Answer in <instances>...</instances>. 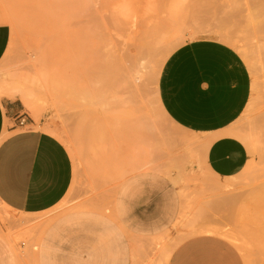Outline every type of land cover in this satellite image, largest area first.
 Here are the masks:
<instances>
[{
	"label": "rangeland",
	"instance_id": "rangeland-1",
	"mask_svg": "<svg viewBox=\"0 0 264 264\" xmlns=\"http://www.w3.org/2000/svg\"><path fill=\"white\" fill-rule=\"evenodd\" d=\"M188 2L193 6L189 8L183 41L180 39L176 47L173 45L177 33L160 32L167 25L164 19L155 22L152 18V25L141 23L152 27L151 39L160 32L162 46L168 48L164 56L161 48L147 50L143 71L145 78L149 77L145 79V90L140 91L139 97L136 93V101H141L137 106L140 109L143 104L146 106L139 112L147 110L153 127L137 123L142 113L120 111L130 105L118 101L126 96L120 91L119 80L125 66L136 60V55L127 45V37L114 35L107 24L109 16L114 15L112 9L127 20H140L149 10L155 14L169 10L174 0H0V22L11 32L0 61V98H19L23 102L17 89L36 94L31 110L38 116L44 115L41 127L49 128L72 158L75 176L71 191L109 193L127 176L151 170L156 146L178 138L157 104L158 79L168 56L189 41L225 42L243 59L251 78L249 100L231 125L235 138L247 150L250 164L246 163L232 178V187L216 189V183L223 179L207 177L205 184L196 183L201 186L200 194L185 195L189 197L184 201L185 212L193 226L200 221V226L217 229L214 235L234 245L233 239L222 233L234 236L241 243L258 240L260 248L256 242L255 246H252L254 242L246 243L244 251L243 244H238L249 264H264V249H261L264 248V0ZM162 58L161 67H156ZM38 128L36 125L32 129ZM252 131L257 134L254 150L248 149L241 139ZM248 171L251 172L244 174L243 179L239 178L241 172ZM235 182L239 183L235 185ZM70 195L68 192L55 208L37 215L11 213L0 204V233L9 241L19 264H35V249L49 223L72 208H85L91 201L83 199V195L74 199ZM223 196L229 202L220 206ZM23 216L31 219V223L20 224ZM258 237L262 238L261 242Z\"/></svg>",
	"mask_w": 264,
	"mask_h": 264
},
{
	"label": "crops",
	"instance_id": "crops-1",
	"mask_svg": "<svg viewBox=\"0 0 264 264\" xmlns=\"http://www.w3.org/2000/svg\"><path fill=\"white\" fill-rule=\"evenodd\" d=\"M10 37V28L0 22V61ZM250 91L247 66L229 45L199 39L174 50L163 63L157 96L178 138L156 146L151 170L131 174L112 192L99 194L71 191L75 172L66 147L55 136L32 129L43 125L44 115L35 121L21 99L0 98V137L5 133L0 204L25 216L52 210L68 192L71 199L83 195L92 201L46 226L35 264H248L238 245L214 235L217 229L200 226V221L193 226L184 201L185 195H198L196 183L205 184L206 177L223 179L215 186L225 189L219 184L245 167V146L227 132ZM19 117L26 120L23 126L17 125ZM228 202L223 196L220 206ZM0 264H19L1 233Z\"/></svg>",
	"mask_w": 264,
	"mask_h": 264
},
{
	"label": "bare ground",
	"instance_id": "bare-ground-1",
	"mask_svg": "<svg viewBox=\"0 0 264 264\" xmlns=\"http://www.w3.org/2000/svg\"><path fill=\"white\" fill-rule=\"evenodd\" d=\"M188 1L189 0H174V3L171 4V7H170L169 10L164 9L161 12L156 13V14L149 10L146 13L142 14V17L140 18V20H137V19H128L127 20V19H125V18H123L121 16H118L120 14V12H118L116 9H112L111 10L112 13H114V15H112V17L109 16V20H108L107 26H109V28L112 29L111 32H113L114 35H120L123 38L127 37L126 38L127 45L132 47V50L135 51L134 53L136 55V60H134L133 62L128 63V65L125 66V69H124V71H123V73L121 75V78L119 80V86H121V88H122V89L120 88L121 89L120 91L123 90L124 94H126V96H124V98H119L118 101H119V103H122V104H124L126 106L130 105V107H128V109L125 107L126 108V109H124V110H126L125 112H124L123 108H121V109L119 108V109H120L121 113H126L128 110H130V112L132 111L131 113H135V112L137 114L138 113H140V114L142 113L141 115L138 114L139 115V120H138L137 123H139L140 125L146 124V127L147 126H149V128L153 127V120L151 119L150 115H147V110H145L146 112L143 111L144 113L143 112H139V110L141 111V110L145 109L146 106H144V104H143V106H140L141 107V109H140L139 106H137V104L138 103L140 104L141 101L139 99H137V101H140V102L136 101V93H137V96H138V95H140L141 92H143L145 90V83H146L145 79H147L149 77V76H147L145 78V71H143L146 68V64H147V59L144 58V57L146 55H148V54H146L147 50H150L152 48H153V50H158V49L161 48V50H160L161 54L163 56L166 55V52H167L168 48L162 46V36L163 35L160 34V36H159L158 33H160V32L164 31V33H162V34H165V33L169 32V31L174 33V34L177 33L178 38L176 39V43L173 46L176 47L177 45H179V43L181 42L180 39L182 40V36H183L182 34H183V30L185 28V24L187 22L189 8H191L193 6V3L190 5ZM152 18H153V21H155V22H159V21H162L164 19L166 21V23H167V25L165 27H163L162 29H160V32H158L156 34V38L155 39L154 38L151 39V36L152 35L154 36V33H152V35H151V28L152 27L148 26V25H141L142 22H147V24L149 23L150 25H152L153 24V22L151 23V19ZM165 30H167V31L165 32ZM108 35H110V32H108ZM109 39H111V37ZM222 40H224L223 37H222ZM222 43H225V42L222 41ZM137 60H138V62H136ZM157 62L158 63L155 66L156 67H161V62H163V58H162V60H158ZM98 76H100V75H98ZM97 78H99V77H96V79ZM97 80H99V79H97ZM143 86H144V88H143ZM17 92H19L21 97L23 98V102H24L25 107L28 108L29 111L31 109H33V106H32L33 105V101L35 100L37 95L33 94V93L24 92V91L22 92L19 89H17ZM34 104H36V103H34ZM157 104H158L159 111L165 116V114L163 113V110L161 109V107L159 105L158 96H157ZM119 107H121V106L119 105ZM143 107H145V108H143ZM127 113H129V112H127ZM123 115H124L123 117H125V114H123ZM34 116H35L34 118H35V121H36V119L38 118V115L36 114V112L34 113ZM126 117H128L127 114H126ZM126 119H128V118H126ZM131 127H133V126H131ZM38 129L41 130V131H45V132L51 134L50 133L51 131L49 130V128H47L45 126L44 127H39ZM227 134L230 135V136H233V137H235V135H236V133L233 130H229L227 132ZM255 135H257L255 133V131H252V132L246 133L245 135L241 136V139H243L244 143H246V145L248 146V149L249 148L252 149V150L255 149V145L257 143V139H256ZM4 136H5V133L3 132L2 136L0 137V141L2 140V138ZM164 156L165 155H163V157ZM247 164H250V163H247ZM150 168H153V164H150ZM251 168L252 167H250L249 170H251ZM245 169H247V167ZM135 171H136V169H135ZM249 172H251V171H248V172H245V173L241 172V174H239V175H241V176H239V178L243 179V177L245 176L244 174L248 175ZM124 173H125V176H126V172H124ZM128 173L129 172H127V174ZM239 181L242 182L243 180L242 181L239 180ZM233 182H234V180L232 181V178H230V179H228L227 182L220 183L219 187H223V188L232 187V186H234ZM237 183H239V182H235V185ZM19 222L22 225H26V224L31 223V219L27 218V216L24 218V216H23V219H20ZM201 232L213 233L215 231L212 230V229H203ZM254 233H255V235L259 234L257 232H254ZM254 233H253V235H254ZM250 235H249V237H255L253 235L252 236H250ZM257 236H259V235H257ZM257 236L254 239H257ZM227 237H229V236H227ZM230 238H232V237H230ZM260 238L258 237L259 242H261V240H262V238L261 239ZM232 239H233L232 242L236 243V245L239 246V249L242 252L245 251L244 249L247 250V248H246L247 244L246 243H249V244L252 245V243L254 242L252 246H255L254 244L256 242V246H257V242H258V240H257V241H253L252 243H250L251 240L250 241L247 240L246 243H241L236 238H232ZM250 239H252V238H250ZM238 243H240V245L243 244V248L240 247V245ZM260 244L262 245L263 243H260ZM244 245H245V247H244ZM251 245H249L250 248H251ZM257 248H260V247L257 246ZM261 249H264V248H261ZM167 256H168V253L166 252V257Z\"/></svg>",
	"mask_w": 264,
	"mask_h": 264
},
{
	"label": "built area",
	"instance_id": "built-area-1",
	"mask_svg": "<svg viewBox=\"0 0 264 264\" xmlns=\"http://www.w3.org/2000/svg\"><path fill=\"white\" fill-rule=\"evenodd\" d=\"M16 122H17L18 126H23L25 124L26 120L21 118V117H19V118H17Z\"/></svg>",
	"mask_w": 264,
	"mask_h": 264
}]
</instances>
